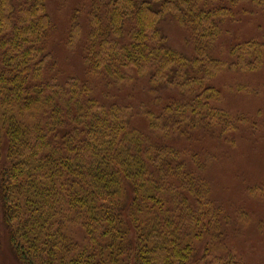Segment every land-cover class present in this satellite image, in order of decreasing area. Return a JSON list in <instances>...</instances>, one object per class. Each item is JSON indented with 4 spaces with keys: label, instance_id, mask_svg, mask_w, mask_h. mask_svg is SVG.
Listing matches in <instances>:
<instances>
[{
    "label": "trees",
    "instance_id": "obj_1",
    "mask_svg": "<svg viewBox=\"0 0 264 264\" xmlns=\"http://www.w3.org/2000/svg\"><path fill=\"white\" fill-rule=\"evenodd\" d=\"M90 1L88 78L52 85L46 0H0L1 246L17 264H230L210 255L216 214L202 229L203 181L175 137L215 123L218 111L202 96L214 94L204 83L218 69L234 56L236 65L261 58L250 43L228 48L234 63L216 57L236 0ZM168 19L191 52L170 45ZM134 78L151 98L172 86L196 90L187 101L158 96L136 108L96 97L95 87ZM196 224L204 246H194Z\"/></svg>",
    "mask_w": 264,
    "mask_h": 264
},
{
    "label": "rangeland",
    "instance_id": "obj_2",
    "mask_svg": "<svg viewBox=\"0 0 264 264\" xmlns=\"http://www.w3.org/2000/svg\"><path fill=\"white\" fill-rule=\"evenodd\" d=\"M91 6L90 0H46V13L52 25L47 51L53 60L44 72L45 83L54 85L72 77L81 81L88 78L83 57ZM74 26L77 32L72 34ZM162 29L173 48L191 52L190 46L184 44L185 30L170 19L162 24ZM234 43H250L257 52L259 49L260 60L236 65L237 56L234 63L227 53ZM215 53L222 61L234 63L232 67L218 69L204 83L214 89V94L208 92L202 99L218 111V117L211 125H201L194 131V127L186 129L182 137H175V146L203 181L204 191L199 189L202 193L198 200L199 210L205 215L202 229L211 220L206 218L216 214V238L208 239L213 246L210 255L230 264H264V5L259 6L253 0H236L233 15L220 26ZM137 79L109 91L95 87L96 97L116 103L130 101L136 108L158 96L162 102L187 101L190 92L196 90L192 87L182 91L172 86L151 98L146 81ZM138 119L135 117V126L143 129L145 123ZM189 219L188 213L186 221ZM198 225L195 247L205 245L198 234L201 230ZM0 264H17L1 243Z\"/></svg>",
    "mask_w": 264,
    "mask_h": 264
}]
</instances>
